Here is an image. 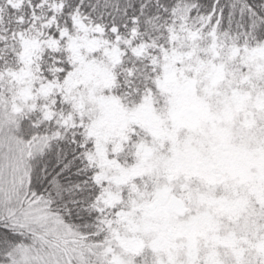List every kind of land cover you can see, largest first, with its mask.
I'll use <instances>...</instances> for the list:
<instances>
[{
    "label": "snow or ice",
    "instance_id": "snow-or-ice-1",
    "mask_svg": "<svg viewBox=\"0 0 264 264\" xmlns=\"http://www.w3.org/2000/svg\"><path fill=\"white\" fill-rule=\"evenodd\" d=\"M0 264H264V0H0Z\"/></svg>",
    "mask_w": 264,
    "mask_h": 264
}]
</instances>
